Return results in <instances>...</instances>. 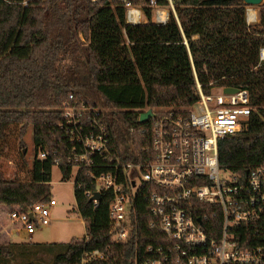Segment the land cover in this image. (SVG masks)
Returning <instances> with one entry per match:
<instances>
[{
    "label": "trees",
    "instance_id": "obj_1",
    "mask_svg": "<svg viewBox=\"0 0 264 264\" xmlns=\"http://www.w3.org/2000/svg\"><path fill=\"white\" fill-rule=\"evenodd\" d=\"M130 1L145 6L151 15L148 0ZM113 3L0 0V204L26 209L48 200L55 165L63 180L71 177L74 165L67 160L71 143L61 129L66 103L97 107L113 153L125 162H145L151 159L145 149L151 146L153 129L152 120L140 122L141 114L149 108L192 105L198 98L196 77L206 93L213 86L250 93L254 110L242 131L220 140V166L242 179L264 166V2L259 5V21L250 23L248 5L242 0H174L180 23L172 14L165 25L127 24L123 0ZM30 127L32 166L23 152ZM14 140L21 146L22 162L8 178L1 160ZM42 152H47L46 158H40ZM151 186L145 185L135 201L131 239L118 244L112 240L113 193L101 191L95 207L86 195L95 183L85 169L80 170L74 195L88 222L86 235L67 243H0V264H7L9 257L29 258L35 249L48 257L44 264L75 263L84 249L113 253L100 264H133L134 257L145 256L148 246L167 242L159 227L150 226ZM204 208L209 211L212 206ZM196 214L200 216V211ZM257 230L264 236L260 223L237 234L240 240L250 235L247 244H252ZM221 233L216 232L218 237Z\"/></svg>",
    "mask_w": 264,
    "mask_h": 264
},
{
    "label": "built area",
    "instance_id": "obj_2",
    "mask_svg": "<svg viewBox=\"0 0 264 264\" xmlns=\"http://www.w3.org/2000/svg\"><path fill=\"white\" fill-rule=\"evenodd\" d=\"M107 1L114 6L113 0ZM123 4L127 24L165 25L172 14L180 23L174 0H148L150 16L141 4L130 0H123ZM196 82L198 98L192 105L152 108L153 139L145 149L151 159L145 162H125L113 153L108 127L97 107L66 103L61 129L71 143L67 160L74 165L73 170L76 168V178L85 169L95 183V189L86 193L90 200L95 192L100 198L101 191L113 193L112 240L118 244L131 239L135 201L145 185H152L154 218L150 226L159 227L167 242L148 246L145 256L134 257L133 264H264V242H257L264 236L259 230L252 244H247L250 235L240 240L237 234V230L250 229L252 223L264 224V166L242 179L219 163L220 140L242 131L254 110L250 93L240 88L225 93L223 86H213L206 93L197 77ZM46 157L47 152L40 154V158ZM81 184L78 181V186ZM91 201L99 206L100 199ZM55 205L57 200L52 197L26 209L14 205L8 216L21 224L19 233L32 235L39 226L50 223ZM205 206L212 208L206 211ZM111 256L113 253L101 249H84L72 264H100Z\"/></svg>",
    "mask_w": 264,
    "mask_h": 264
},
{
    "label": "rangeland",
    "instance_id": "obj_3",
    "mask_svg": "<svg viewBox=\"0 0 264 264\" xmlns=\"http://www.w3.org/2000/svg\"><path fill=\"white\" fill-rule=\"evenodd\" d=\"M264 2V1H263ZM255 8L257 11L256 18H249V8ZM259 5L247 7V18L250 23L259 21ZM27 147L24 153L29 166H32L35 158V148L33 139V130L30 127L25 136ZM21 146L18 141L12 142L8 154L2 158L1 166L8 178L15 176L20 168L22 162L20 154ZM24 151V150H23ZM75 171L73 170L71 177L68 180H63V173L58 165H55L52 170L51 181V197L57 200V205L52 208L51 221L47 225H41L37 228L36 232L32 235H27L25 232H20L18 228L21 227L19 222H13L8 212L11 207L0 204V243L4 242H17L33 244H53V243H67L76 238H83L86 235L87 222L84 220L78 211L76 199L74 195L75 186ZM222 175L228 176L227 172H222ZM12 232L11 236L6 235L4 230ZM33 247L32 249H34ZM33 255L29 258L23 259L21 257H9L6 260L7 264H23L24 262H33L35 264H44L48 261V257L39 253L37 249L33 250ZM51 259V255H49Z\"/></svg>",
    "mask_w": 264,
    "mask_h": 264
},
{
    "label": "water",
    "instance_id": "obj_4",
    "mask_svg": "<svg viewBox=\"0 0 264 264\" xmlns=\"http://www.w3.org/2000/svg\"><path fill=\"white\" fill-rule=\"evenodd\" d=\"M242 1L245 2L248 6H255V5L262 4L264 0H242ZM236 91H238V89L235 87H225L224 88L225 93H234ZM153 115H154L153 109L149 108L147 111H145L144 113L141 114L140 122L144 123V122L148 121ZM23 152L25 153L26 150L24 149ZM93 199H100V193L95 192V194L92 196L91 200H93Z\"/></svg>",
    "mask_w": 264,
    "mask_h": 264
},
{
    "label": "bare ground",
    "instance_id": "obj_5",
    "mask_svg": "<svg viewBox=\"0 0 264 264\" xmlns=\"http://www.w3.org/2000/svg\"><path fill=\"white\" fill-rule=\"evenodd\" d=\"M248 14H249V18L250 19H255L256 18V16H257V11H256V9L253 7V8H249V10H248Z\"/></svg>",
    "mask_w": 264,
    "mask_h": 264
},
{
    "label": "crops",
    "instance_id": "obj_6",
    "mask_svg": "<svg viewBox=\"0 0 264 264\" xmlns=\"http://www.w3.org/2000/svg\"><path fill=\"white\" fill-rule=\"evenodd\" d=\"M77 204V203H76ZM77 208H78V206H77ZM79 211V210H78ZM85 220V219H84ZM86 221V220H85ZM87 222V221H86ZM87 225H88V222H87ZM6 229V228H5ZM18 230H19V228H18ZM5 232H6V235L8 234V236H11L12 235V232H8L7 233V231H8V229H6V230H4ZM79 239H81V238H79Z\"/></svg>",
    "mask_w": 264,
    "mask_h": 264
}]
</instances>
